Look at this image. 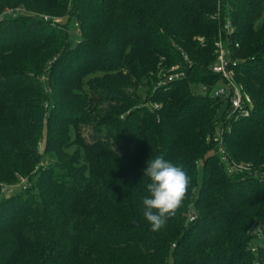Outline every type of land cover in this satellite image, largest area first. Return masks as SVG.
Instances as JSON below:
<instances>
[{
	"label": "trees",
	"instance_id": "16d2710c",
	"mask_svg": "<svg viewBox=\"0 0 264 264\" xmlns=\"http://www.w3.org/2000/svg\"><path fill=\"white\" fill-rule=\"evenodd\" d=\"M7 7L28 12L0 19V264H264L253 234L264 231V0H0V15ZM57 13L63 22L38 15ZM220 37L247 114L226 117L224 100L193 90L223 83L210 70ZM173 65L184 77L158 85ZM225 125L229 160L249 170L221 160ZM157 157L190 183L153 232L144 170Z\"/></svg>",
	"mask_w": 264,
	"mask_h": 264
},
{
	"label": "built area",
	"instance_id": "2783aa9c",
	"mask_svg": "<svg viewBox=\"0 0 264 264\" xmlns=\"http://www.w3.org/2000/svg\"><path fill=\"white\" fill-rule=\"evenodd\" d=\"M25 13L23 8H6L0 15L7 16H16L19 14ZM41 17L48 21L50 20L52 24L59 22V20L55 17H49L45 15H41ZM226 33H230V21L226 18L225 23L223 25ZM216 44V58L215 62L210 66L211 72L217 74L223 80L217 87L207 88L206 86H201L200 89L202 92L208 91L211 97H216L224 100L225 105L227 106L226 117H230L235 113L247 114L251 109V100L249 96L245 93L242 87L235 81L234 78V70L233 67L236 65L237 60L232 59V57L228 54L227 48L223 43L221 37L217 40ZM185 72L179 69L178 65H173L169 68L168 74L158 82V85H162L177 79L184 77ZM229 131V126H218L215 130V140L218 146V152L220 154L221 160L226 164L228 171L230 172H241L245 170H249L248 165L236 164L233 161L229 160L228 155L224 149L222 144V139L224 133ZM21 184H23V188L26 187V181L24 178H21ZM195 218V214L193 212L189 213L188 220L192 221ZM253 234L258 236L261 239H264V231L262 228H256L253 231Z\"/></svg>",
	"mask_w": 264,
	"mask_h": 264
},
{
	"label": "clouds",
	"instance_id": "9594fccd",
	"mask_svg": "<svg viewBox=\"0 0 264 264\" xmlns=\"http://www.w3.org/2000/svg\"><path fill=\"white\" fill-rule=\"evenodd\" d=\"M144 176L151 182L147 184L150 197L143 199V215L150 230L157 232L182 206L190 177L182 166L174 165L163 157L148 161Z\"/></svg>",
	"mask_w": 264,
	"mask_h": 264
},
{
	"label": "rangeland",
	"instance_id": "374dc122",
	"mask_svg": "<svg viewBox=\"0 0 264 264\" xmlns=\"http://www.w3.org/2000/svg\"><path fill=\"white\" fill-rule=\"evenodd\" d=\"M14 8H23V7H14ZM9 9H11V8H9ZM23 9H24L25 13L28 12L25 8H23ZM25 13H23V14H25ZM38 15H45V16H49V17H55V18H57L59 20V22H63L65 20L64 19V16L65 15L63 13H57L55 15H52V14H50V15H48V14H38ZM59 22H57V23H59ZM67 30H68V34H69L70 43L71 44H75L79 40V30H78L77 26L73 24V21H70L68 23ZM197 39L199 41H203V38L202 37H198ZM217 40H219V39H217ZM193 90L195 92H197V93H201V89H200L199 86H195L194 85L193 86ZM154 106L157 107L158 105L157 104H154ZM218 116L221 117V112H219ZM87 126L88 125L82 126V130L81 131L83 132L84 135H87L89 133V127H87ZM43 146H42L41 152H43ZM22 178H24V177H22ZM201 178H202V162H199V164H198V174H197V182H198V185L201 182ZM24 179H25V181L27 183V180H26L27 178H24ZM11 190H12L13 193H16V192H19L20 191V188L19 187H13Z\"/></svg>",
	"mask_w": 264,
	"mask_h": 264
}]
</instances>
